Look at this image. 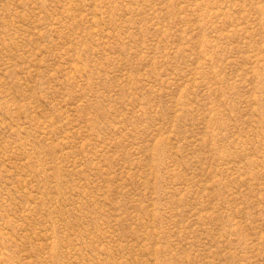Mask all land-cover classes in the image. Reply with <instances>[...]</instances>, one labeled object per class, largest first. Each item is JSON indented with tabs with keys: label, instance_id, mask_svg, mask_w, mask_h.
Listing matches in <instances>:
<instances>
[{
	"label": "rangeland",
	"instance_id": "rangeland-1",
	"mask_svg": "<svg viewBox=\"0 0 264 264\" xmlns=\"http://www.w3.org/2000/svg\"><path fill=\"white\" fill-rule=\"evenodd\" d=\"M0 264H264V0H0Z\"/></svg>",
	"mask_w": 264,
	"mask_h": 264
}]
</instances>
